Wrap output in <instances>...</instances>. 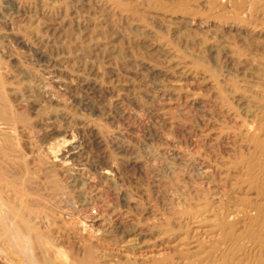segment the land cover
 <instances>
[{"label": "rangeland", "instance_id": "1", "mask_svg": "<svg viewBox=\"0 0 264 264\" xmlns=\"http://www.w3.org/2000/svg\"><path fill=\"white\" fill-rule=\"evenodd\" d=\"M92 1L93 0H0V90H3V87H5V90H3L4 92L7 90L5 92L6 95L1 93L3 91L0 92V101L3 102H0V110H5L6 112L9 110L7 114L4 112L0 114V123L3 121L6 126H12H7L10 130L0 134V140L2 141V144L0 141L2 145H0V157L2 158L0 159H5L3 160L5 163L0 160V164L3 166H0V169H5L8 174H12L14 171L12 177L16 182L24 183L32 192L35 190L37 191V193L36 191L33 192L36 198L35 204H37L36 207L35 204L33 207L38 208V213L41 212L35 215L38 217V219L37 217L35 218V226L38 224L40 227L37 225L36 229L38 228V230L35 229L37 232L35 231V234H32L30 246L33 248L38 259L45 261V264L51 263V260H48L49 262L45 260L49 258V255L51 259V254L55 257H53L54 259L52 258V261L54 260L56 262H52L53 264H74V262L75 264H81L84 256L87 257L82 261V263L85 262L84 264H91L92 262V264H124L126 262H129L126 264H132L133 261L137 264H141L150 262L152 259H159L163 255L170 254L174 250H177L179 247L177 244L186 236H194L195 238V236L199 237L204 235L202 230L205 228H202L193 221L194 209L192 206L205 202V198H201L203 193L207 196V199H210L208 200L209 204L213 205L212 202L214 199L211 198V196L214 195V191L212 190V185L214 182H219V180L217 181L216 179H220L219 177L222 176L223 172L229 168L228 163L230 162L228 161H231L232 156L241 150L240 140L239 137H237L238 134L234 132L233 135V131H237V126H239L238 123H240V121L251 119L246 109L252 107L256 103L257 95L264 90V72H261L264 71V41L258 38L256 42L257 37L253 34V31L250 30L251 26L249 25L251 23H260L259 17L255 16L256 13L253 14L254 16L252 15L253 18L250 17V19H248V22L250 20L251 23L247 22L246 25H242L233 22L228 14H226L227 16L225 14L218 15V9L216 10L212 7V12L209 6L210 4L203 3V0H190L192 3L189 0H184L183 2L181 0H176L177 2L175 0ZM180 2L184 4L181 6ZM185 4H187V6ZM178 5H180V7H178ZM194 6L198 8L196 9ZM199 8L200 10H198ZM99 9L104 12H101ZM163 9H166L167 12ZM193 10L196 12H193ZM197 10L199 12L202 11V13H198ZM203 10L204 12H210H205V14ZM133 11L137 12V16L133 14ZM188 12L190 13L188 14ZM163 13L164 15H162ZM193 13H195V16H193ZM210 13L212 15H210ZM138 14H140L141 20ZM171 15H175V17ZM168 16L170 19L172 18L171 21ZM178 17L180 21L182 20L181 23L178 21ZM206 17L209 20H207ZM225 17L229 18L225 20ZM149 18L152 19L150 20ZM157 20L161 23H157ZM198 20L201 21L202 24H200ZM237 31L240 32L238 33ZM178 32L181 33L177 35ZM247 34L249 35L248 39ZM209 35L213 36L210 37ZM239 35L241 38L238 37ZM220 36H222L225 41L222 37V39H219ZM240 39L243 42L240 41ZM248 40L250 42H248ZM199 41H201V45L198 43ZM233 41H235L240 48L237 47V44ZM218 42L221 44H218ZM204 43H206V45H204ZM223 43L226 44L223 45ZM189 44L191 46H188ZM243 45H245V47L247 46L248 52L244 50L245 47ZM163 46H165V48ZM211 46L212 49H210ZM217 47H220V52ZM225 47L231 50L225 49ZM207 48L208 50H206ZM213 48L218 49V51H214ZM39 51L45 53H42L44 55L40 58L37 56V52ZM216 54H218L219 57H216ZM213 55L215 56L212 57ZM236 55H239L241 58L239 56L236 57ZM239 58L240 61L238 60ZM42 59L44 60L42 61ZM46 59L50 61H48V67ZM216 59L218 61H216ZM258 60L263 61V63ZM55 64H57V66ZM244 64H246V66ZM154 65H156V68ZM51 66L52 68L50 69ZM146 66L153 67L154 70L150 71ZM200 66H202L203 69ZM142 67L145 68L143 69ZM255 70L257 71L255 72ZM54 71L56 72L54 73ZM169 71L171 73L175 71V73H167ZM165 72L167 74H165ZM48 73L65 81L67 83L66 86L58 87L53 84L51 85L48 82ZM153 73L155 74L154 76ZM31 75H33V77ZM251 75L254 80L256 78L255 81L252 78L248 79V76L251 77ZM261 75L263 78L260 77ZM31 80L34 83L31 82ZM45 82L48 84H45ZM223 82L225 84H223ZM244 82L248 84H244ZM39 84L41 87L37 88ZM34 85H36L35 88ZM253 85L255 87H253ZM46 87L48 89H46ZM253 88L256 89L252 90ZM250 90L251 93H249ZM15 91L17 93H14ZM48 91H50V93ZM45 92L49 93V96ZM19 95H21V102ZM226 95L230 98L226 97ZM231 95H233V97ZM27 96L30 97L28 98ZM189 96L194 97L190 98ZM147 97L149 101L150 99L153 100L150 102L152 104L154 103L155 107H158L154 108V104L148 103L149 101L146 100ZM242 98H246L245 101ZM167 100L169 104L165 103ZM194 101L198 104H192ZM4 102L6 104H4ZM114 102H117L116 107L121 106L120 108L122 109L116 108ZM201 102L202 104H200ZM211 102L214 105L211 104ZM246 102L248 103L245 105ZM24 103L26 105H24ZM199 104L205 106L201 107ZM234 104H236V106ZM181 105H183V107ZM196 105L203 109H198ZM10 106L13 108L8 109ZM27 106L28 108H26ZM179 106L180 109H178ZM207 106L210 107L209 111L206 109ZM195 107H197V109ZM243 107L246 109L244 110ZM241 108L243 110H241ZM161 109H163V111ZM169 109L172 113H169ZM159 110L161 111L159 112ZM173 110L175 111L173 112ZM183 110H186V113H184ZM189 110L192 111L190 112ZM180 112L183 113L181 114ZM192 113H194V115ZM206 113L210 114L208 115ZM8 114L11 116H8ZM165 115L167 116L165 117ZM178 117H180V120ZM182 123H185L184 125L186 126L184 127ZM180 124L182 127H178ZM13 127L17 129L14 130ZM212 127L215 131H212ZM77 128H81L84 133L77 130ZM219 130L222 132H219ZM9 131L12 133L10 134ZM200 133H202V135ZM12 134L16 135L13 136ZM209 134H211V136H208ZM214 134H216V138L220 137V139H215V136L213 137ZM225 136L227 138H224ZM60 137L65 140L68 139L70 142L75 140V142L80 144L81 149L83 148L82 152L85 159L89 155L87 158L88 160H84V163L86 162L84 165L76 166L79 168L81 167L76 173L79 175L81 174V177L86 175L84 178H87L85 179L86 187L83 188L85 191L83 196L86 199L89 198L87 200L89 205L84 206L85 209L79 204L82 196L80 197L78 193L76 194L75 192L72 194L70 193L71 191L68 192L66 186L68 183L66 182H68L69 176L65 170L60 168V166L58 167L56 163L51 165L47 163V156L45 154H49V146L51 147L52 145L55 147L56 140L57 138L58 140L61 139ZM49 140H51V142L53 141V143H49ZM4 144L6 147L9 145L8 147L10 148H5ZM232 145H234L236 149L234 146L232 147ZM229 150H231V152H229ZM177 156L183 161H180V158ZM94 164L105 169L107 168L110 171V178L112 180H107L110 184L102 178V174L100 175ZM204 164L208 166L206 167ZM223 168L224 170L220 172L219 169ZM201 169L204 171L208 169V171L204 173L205 176H203V179L198 175ZM75 171L72 172L74 173ZM37 173L38 175H35ZM14 174L17 177H15ZM197 175L199 178L196 177ZM19 177H26V179H21ZM87 180L91 181L87 182ZM210 181H212V184ZM103 182L106 185L103 184ZM209 183L210 186H207ZM200 185L202 188L199 187ZM92 187L94 188L91 189ZM45 188L46 190H42ZM89 189L91 190L89 191ZM183 192L185 193L183 194ZM197 192L199 194H197ZM9 193V191H6L5 196H8ZM193 193L197 197L193 198ZM8 197L14 199L12 193H10ZM195 198H199V200ZM77 200L79 201L77 202ZM14 201H16L15 204H20L16 198L11 201V203L13 204ZM40 201L43 205L39 203ZM18 204L16 206L20 207ZM58 204H60L59 207H57ZM44 211L46 212L44 213ZM79 211L80 213L78 214L80 217L77 214ZM87 215L89 216L87 217ZM39 217L42 218V220ZM43 218L46 219L47 222ZM195 224L197 226H195ZM41 226L45 229H41ZM183 235L184 237H182ZM33 238H35V240H33ZM35 242L36 246L34 245ZM12 244V248L9 247L11 248L9 250L15 249L14 241ZM173 244H175V247ZM35 248H38L40 253H37L38 249ZM88 251L91 252H89V256H87ZM49 252L51 253L49 254ZM39 255L41 257H39ZM89 257L90 262H87Z\"/></svg>", "mask_w": 264, "mask_h": 264}, {"label": "bare ground", "instance_id": "2", "mask_svg": "<svg viewBox=\"0 0 264 264\" xmlns=\"http://www.w3.org/2000/svg\"><path fill=\"white\" fill-rule=\"evenodd\" d=\"M93 1H95V0H93ZM92 1V2H93ZM102 1V0H101ZM100 1V2H101ZM158 1V0H157ZM168 1V0H167ZM170 1V0H169ZM176 1V0H175ZM178 1V0H177ZM176 1V2H177ZM182 2L184 1V0H181ZM186 1H188V0H186ZM185 1V2H186ZM190 1V0H189ZM192 1V0H191ZM190 1V2H191ZM197 1H199V0H197ZM202 1V0H201ZM204 2L203 3H205V4H210L209 6H210V8H211V11L213 10V8H215L216 10L218 9L219 11H218V15H222V14H228L229 15V17H231V19L233 20V22H237L238 24H242V25H246V23L248 22V19H250V17H252V15L254 14V13H256V15L255 16H257V17H259V21H260V23L259 24H252L251 23V21L249 20V22L251 23L249 26H251L250 27V30L251 31H253V34L254 35H256V42H257V39L258 38H261V40H263L264 41V0H203ZM81 2V1H80ZM194 2V1H193ZM87 3V2H86ZM97 3V2H96ZM104 3V2H103ZM108 3H110V2H108ZM160 3V2H159ZM174 3V2H173ZM192 3V2H191ZM190 3V4H191ZM71 4V3H70ZM95 4V3H94ZM99 4V3H98ZM101 4V3H100ZM157 4V3H156ZM172 4V3H171ZM178 4H179V2H178ZM184 4V3H183ZM183 4H181V2H180V5L182 6ZM189 4V5H190ZM197 4V3H196ZM200 4V3H199ZM86 5V4H85ZM102 5V4H101ZM107 5V4H106ZM115 5V4H114ZM113 5V6H114ZM180 5H178V7H180ZM186 6H187V4H185ZM201 5H202V3H201ZM169 6V5H168ZM175 6V5H174ZM173 6V7H174ZM176 6H177V4H176ZM175 6V7H176ZM205 6V5H204ZM91 7V6H90ZM98 7V6H97ZM112 7V6H111ZM195 7V6H194ZM200 7V6H199ZM202 7H203V5H202ZM201 7V8H202ZM213 7V8H212ZM112 8H114V7H112ZM140 8H142V7H140ZM162 8V7H161ZM161 8H160V10H161ZM168 8V7H167ZM185 8H187V7H185ZM196 9L198 8V7H195ZM207 8H208V6H207ZM90 9V8H89ZM88 9V10H89ZM92 9V8H91ZM172 9V8H171ZM174 9V8H173ZM184 9V8H183ZM194 9V8H193ZM204 9V8H203ZM92 10H94V9H92ZM100 10V9H99ZM133 10V9H132ZM163 10H165L166 11V9H163ZM177 10V9H176ZM179 10V9H178ZM198 10H200V8L198 9ZM197 10V11H198ZM205 10V9H204ZM204 10H203V12H204ZM101 11V10H100ZM103 11V10H102ZM101 11V12H102ZM134 11H138V10H134ZM133 11V12H134ZM187 11V10H186ZM188 11H189V8H188ZM195 10H193V12H194ZM104 12V11H103ZM110 12V11H109ZM115 12V11H114ZM145 12V11H144ZM167 12V11H166ZM192 12V11H191ZM196 12V11H195ZM206 12V11H205ZM204 12V13H205ZM208 12H210V11H208ZM208 12H206V13H208ZM213 12V11H212ZM136 13L137 12H134L133 14L135 15V16H137L136 15ZM190 12H188V14H189ZM198 13H202V11L201 12H199L198 11ZM197 13V14H198ZM205 13V14H206ZM98 14V13H97ZM132 14V13H131ZM166 14V13H165ZM179 14H180V12H179ZM182 14H183V12H182ZM192 14V13H191ZM194 15L193 16H195V13H193ZM91 15H93V14H91ZM140 14H138V17H139V19L141 18L140 16H139ZM162 15H164V13L162 14ZM177 15V14H176ZM210 15H212L211 13H210ZM215 15V14H214ZM224 15V16H225ZM120 16V15H119ZM148 16V15H147ZM149 16H151V15H149ZM172 16V15H171ZM197 16V15H196ZM201 16V15H200ZM204 16V15H203ZM227 16V15H226ZM254 16V15H253ZM107 17H109V16H107ZM137 17V18H138ZM145 17V16H144ZM151 17H153V16H151ZM167 17V16H166ZM165 17V18H166ZM172 17H175V15H173ZM187 17H188V15H187ZM198 17V16H197ZM209 17V16H208ZM215 17V16H214ZM214 17H213V20H214ZM217 17V16H216ZM229 17H225V20L226 19H228ZM104 18V17H103ZM155 18V17H154ZM168 18H169V16H168ZM177 18V17H176ZM179 18V17H178ZM190 18V17H189ZM192 18V17H191ZM204 18V17H203ZM209 18H212V17H209ZM224 18V17H223ZM253 18V17H252ZM255 18V17H254ZM150 19V18H149ZM152 19V18H151ZM150 19V20H151ZM170 19V18H169ZM174 19V18H173ZM206 19H207V17H206ZM216 19H219V18H216ZM216 19H215V21H216ZM257 19V18H256ZM6 20V19H5ZM135 20V19H134ZM141 20V19H140ZM143 20V19H142ZM147 20V19H146ZM167 20V19H166ZM166 20H164V21H166ZM172 20V18L170 19V21ZM178 20V19H177ZM185 20H187V19H185ZM189 20V19H188ZM192 20V19H191ZM201 20V19H200ZM207 20H209V19H207ZM230 20V19H229ZM169 21V22H170ZM178 21H180V18H179V20ZM182 21V20H181ZM181 21H180V23H181ZM224 21V20H223ZM222 21V22H223ZM258 21V20H257ZM8 22V21H7ZM168 22V23H169ZM176 22V21H175ZM187 22V21H186ZM186 22H184V23H186ZM188 22H190V21H188ZM193 22H195V21H193ZM198 22L200 23V24H202L201 23V21H199L198 20ZM203 22H205V21H203ZM210 22V21H209ZM214 22V21H213ZM229 22V21H228ZM248 22V23H249ZM138 23V22H137ZM157 23H159V21L157 20ZM161 23V22H160ZM159 23V24H160ZM197 23V22H196ZM215 23V22H214ZM219 23V22H218ZM224 23V22H223ZM255 23V22H254ZM158 24V25H159ZM173 24V23H172ZM177 24H178V22H177ZM219 24H221V23H219ZM237 24V25H238ZM197 25H199V24H197ZM164 26V25H163ZM235 26H236V24H235ZM159 27V26H158ZM165 27V26H164ZM198 27V26H197ZM200 27V26H199ZM202 27V26H201ZM220 27H221V25H220ZM219 27V28H220ZM165 28H167V27H165ZM164 28V29H165ZM213 28H216V27H213ZM231 28H232V26H231ZM185 29V28H184ZM238 29V28H237ZM243 29H245V28H243ZM248 29V28H247ZM145 30V29H144ZM197 30V29H196ZM199 30H200V28H199ZM198 30V31H199ZM219 30V29H218ZM231 30V29H230ZM235 30V29H234ZM246 30V29H245ZM201 31V30H200ZM199 31V32H200ZM163 32H164V30H163ZM182 32V31H181ZM181 32H178V34L177 35H179V33H181ZM188 32V31H187ZM238 32V31H237ZM240 32V31H239ZM238 32V33H239ZM244 32V31H243ZM250 32V31H249ZM184 33V32H183ZM201 33V32H200ZM202 33H204V32H202ZM234 34L236 33V32H233ZM232 33V34H233ZM205 34V33H204ZM237 34V33H236ZM250 34V33H249ZM181 35V34H180ZM193 35V34H192ZM195 35V34H194ZM213 35H215V34H213ZM212 35V36H213ZM229 35V34H228ZM244 35V34H243ZM140 36V35H139ZM175 36V35H174ZM187 36V35H186ZM185 36V37H186ZM204 36V35H203ZM210 36V35H209ZM212 36H210V37H212ZM225 36V35H224ZM237 36V35H236ZM248 34H247V39H248ZM177 37V36H176ZM194 37V36H193ZM206 37H208V36H206ZM222 36H220V38L219 39H222L221 38ZM232 37V36H231ZM238 37H240L241 38V36L239 35ZM237 37V38H238ZM199 38V37H198ZM209 38V37H208ZM214 38H215V36H214ZM217 38V37H216ZM246 38V37H245ZM250 38V37H249ZM252 38V37H251ZM200 39V38H199ZM206 39V38H205ZM213 39V38H212ZM229 39V38H228ZM243 39V38H242ZM254 39V38H253ZM144 40V39H143ZM157 40V39H156ZM177 40V39H176ZM194 40V39H193ZM223 40H224V38H223ZM233 40V39H232ZM244 40V39H243ZM250 40H252V39H250ZM260 40V39H259ZM260 40V41H261ZM22 41H25V40H22ZM220 41V40H219ZM225 41V40H224ZM240 41H242L241 39H240ZM253 41V40H252ZM255 41V40H254ZM262 41V42H263ZM20 42V41H19ZM26 42V41H25ZM24 42V43H25ZM174 42V41H173ZM185 42V41H184ZM200 42L201 41H199L198 43L200 44ZM210 42H211V39H210ZM223 42V41H222ZM233 42H235V41H233ZM243 42V41H242ZM248 42H250L249 40H248ZM247 42V43H248ZM160 43V42H159ZM178 43H180V42H178ZM177 43V44H178ZM187 43V42H186ZM209 43V42H208ZM228 43V42H227ZM230 43V42H229ZM214 44H216V43H214ZM218 44H221V43H219L218 42ZM226 43H223V45H225ZM233 44V43H232ZM235 44H237L236 42H235ZM240 44H242V43H240ZM244 44V43H243ZM249 44H251V43H249ZM253 44H254V42H253ZM259 44V43H258ZM258 44H256V45H258ZM261 44V43H260ZM174 45H176V44H174ZM184 45H185V43H184ZM201 45V44H200ZM204 45H206V43H204ZM211 45V44H210ZM188 46H191L190 44L188 45ZM213 46H215V45H213ZM244 47H245V45H243ZM259 46V45H258ZM148 47V46H147ZM164 48H165V46H163ZM192 47H194V46H192ZM205 47V46H204ZM207 47V46H206ZM237 47H239L238 46V44H237ZM244 47H242V48H244ZM247 47V46H246ZM244 48V50H246L247 51V48ZM249 47V46H248ZM168 48V47H167ZM182 48V47H181ZM183 48H184V46H183ZM218 48V47H217ZM227 47H225V49H226ZM233 48V47H232ZM240 48V47H239ZM255 48V47H254ZM185 49V48H184ZM193 49V48H192ZM210 49H212V46H211V48ZM209 49V50H210ZM214 49V51H218V49H219V52H220V47L218 48V49H215V48H213ZM228 49V48H227ZM236 49V48H235ZM33 50V49H32ZM31 50V51H32ZM206 50H208V48L206 49ZM228 50H231V49H228ZM2 51V50H1ZM35 51V50H34ZM36 51H37V49H36ZM35 51V52H36ZM42 51V50H41ZM212 51V50H211ZM222 51V50H221ZM236 51V50H235ZM252 51H254V50H252ZM264 51V50H263ZM223 52V51H222ZM237 52H239V51H237ZM245 52V51H244ZM248 52V51H247ZM259 52V51H258ZM42 53H44V52H42ZM40 51L39 52H37V56L40 58V57H42V55H44V54H42ZM155 53V52H154ZM200 53V52H199ZM212 53V52H211ZM214 53V52H213ZM197 54V53H196ZM201 54V53H200ZM228 54H231V53H228ZM36 55V54H35ZM208 55H211V54H208ZM220 55H222V54H220ZM244 55V54H243ZM253 55V54H252ZM215 55H213L212 57H214ZM223 56H224V54H223ZM223 56H221V57H223ZM237 56H239V55H236V57ZM245 56H246V54H245ZM248 56V55H247ZM3 57V56H2ZM216 57H219L218 56V54H216ZM232 57V56H231ZM240 57V56H239ZM243 57V56H242ZM250 57V56H249ZM6 58V57H5ZM48 58V57H47ZM172 58H173V56H172ZM199 58V57H198ZM211 58V57H210ZM229 58V57H228ZM241 58V57H240ZM240 58L238 59L239 61H240ZM248 58V57H247ZM255 58H256V56H255ZM254 58V59H255ZM259 58H261V57H259ZM259 58H257V59H259ZM1 59V58H0ZM149 59V58H148ZM212 59V58H211ZM210 59V60H211ZM233 59V58H232ZM234 59H236V58H234ZM253 59V60H254ZM44 59H42V61H43ZM170 60V59H169ZM213 60V59H212ZM211 60V61H212ZM214 60H215V58H214ZM225 60H226V58H225ZM224 60V61H225ZM242 60V59H241ZM46 61H47V59H46ZM49 61V60H48ZM48 61L46 62L47 63V67H48ZM203 61V60H202ZM216 61H218L217 59H216ZM215 61V62H216ZM222 61V60H221ZM248 61V60H247ZM259 61V60H258ZM258 61H257V63H258ZM50 62V61H49ZM143 62V61H142ZM166 62V61H165ZM214 62V61H213ZM233 62V61H232ZM238 62V61H237ZM245 62V61H244ZM249 62V61H248ZM255 62V61H254ZM259 62H262L263 63V61H259ZM54 63V62H53ZM167 63V62H166ZM203 63H205V62H203ZM242 63V62H241ZM256 63V62H255ZM261 63V64H262ZM31 64V63H30ZM140 64H142V63H140ZM143 64H144V62H143ZM208 64V63H207ZM229 64H231V63H229ZM239 64H240V62H239ZM243 64V63H242ZM247 64V63H246ZM246 64H244L245 66H246ZM259 64V63H258ZM38 65V64H37ZM52 65V64H51ZM56 66H57V64H55ZM146 65H149V64H146ZM157 65V64H156ZM156 65H154L155 66V68H156ZM165 65V64H164ZM200 65V64H199ZM260 65V64H259ZM54 66V65H53ZM138 66V65H137ZM140 66V65H139ZM198 66V65H197ZM240 66V65H239ZM146 67H148V66H146ZM201 68H202V66H200ZM7 68V67H6ZM52 68V66L50 67V69ZM55 68V67H54ZM136 68V67H135ZM143 68V67H142ZM145 68V67H144ZM143 68V69H144ZM162 68V67H161ZM205 68H207V67H205ZM259 68V67H258ZM263 68H264V66H263ZM1 69V68H0ZM4 69V68H3ZM141 69V68H140ZM171 69H173V68H171ZM170 69V70H171ZM184 69V68H183ZM203 69V68H202ZM210 69V68H209ZM242 69V68H241ZM244 69V68H243ZM249 69H250V67H249ZM252 69H253V67H252ZM47 70V69H46ZM146 70V69H145ZM144 70V71H145ZM148 70H150V71H153L154 70V68L153 67H148ZM155 70H157V69H155ZM166 70H169V69H166ZM226 70V69H225ZM258 70V69H257ZM257 70H255V72L257 71ZM23 71V70H22ZM49 71V70H48ZM158 71V70H157ZM162 71V70H161ZM161 71H160V74H161ZM176 71V70H175ZM175 71L174 72H172V73H175ZM189 71V70H188ZM212 71H213V69H212ZM218 71V70H217ZM216 71V72H217ZM243 71H247V70H243ZM249 71H253V70H249ZM261 71V70H260ZM51 72H53V71H51ZM56 71H54V73H55ZM109 72V71H108ZM149 72V71H148ZM147 72V73H148ZM177 72V71H176ZM178 72H181V71H178ZM183 72V71H182ZM201 72V71H200ZM209 72V71H208ZM215 72V73H216ZM261 72H264V71H261ZM43 73V72H42ZM47 73V72H46ZM58 73V72H57ZM56 73V74H57ZM61 73V72H60ZM149 73H151V72H149ZM163 73V72H162ZM167 73H170V74H172L170 71L169 72H167ZM166 72H165V74H167ZM185 73V72H184ZM231 73H234V72H231ZM24 74V73H23ZM62 74V73H61ZM156 74H157V72H156ZM165 74H162V75H165ZM180 74V73H179ZM203 74V73H202ZM242 74V73H241ZM263 74V73H262ZM44 75V74H43ZM48 82L52 85H55V86H66V82L65 81H63V80H61L60 78H58V77H56L55 75H52V74H49L48 73ZM59 75V74H58ZM57 75V76H58ZM151 75V74H150ZM155 74L153 73V76H154ZM174 75V74H173ZM216 75V74H215ZM218 75V74H217ZM257 75V74H256ZM30 76V75H29ZM32 77H33V75H31ZM134 76V75H133ZM170 76H172V75H170ZM169 76V77H170ZM182 76V75H181ZM183 76H184V74H183ZM188 76V75H187ZM241 76H243V75H241ZM250 76V75H249ZM248 76V79L249 78H252L253 80H254V78L252 77V75H251V77H249ZM254 76V75H253ZM257 76H259V75H257ZM24 77H25V75H24ZM27 77V76H26ZM174 77V76H173ZM211 77H212V75H211ZM260 77H262V75L260 76ZM29 78H31V77H29ZM61 78H63V77H61ZM189 78V77H188ZM224 78V77H223ZM222 78V79H223ZM263 78V77H262ZM261 78V79H262ZM142 79V78H141ZM171 79V78H170ZM179 79V78H178ZM181 79V78H180ZM208 79V78H207ZM247 79V80H248ZM11 80V79H10ZM190 80V79H189ZM203 80V79H202ZM227 80V79H226ZM255 80H256V78H255ZM254 80V81H255ZM263 80V79H262ZM1 81H3V80H1ZM12 81V80H11ZM30 81V80H29ZM67 81V80H66ZM215 81H216V79H215ZM249 81V80H248ZM260 81V80H259ZM31 82H33L32 80H31ZM69 82V81H68ZM140 82V81H139ZM251 82V81H250ZM4 83V82H3ZM34 83V82H33ZM74 83V82H73ZM176 83V82H175ZM232 83V82H231ZM261 83V82H260ZM259 83V84H260ZM264 83V82H263ZM45 84H48V83H46L45 82ZM68 84H70V83H68ZM156 84V83H155ZM223 84H225L224 82H223ZM244 84H248L247 82L245 83L244 82ZM255 84H256V82H255ZM254 84V85H255ZM38 85V84H37ZM154 85V84H153ZM176 85V84H175ZM234 85V84H233ZM243 85V84H242ZM253 85V87H255ZM31 86H32V83H31ZM30 86V87H31ZM35 86L36 85H34V88H35ZM42 86H43V84H42ZM44 86H48V85H44ZM54 86V87H55ZM73 86V85H72ZM132 86V85H131ZM158 86V85H157ZM160 86V85H159ZM212 86V85H211ZM235 86H236V84H235ZM235 86H233V87H235ZM240 86H241V84H240ZM244 86V85H243ZM248 86V85H247ZM259 86V85H258ZM261 86V85H260ZM39 87H41V85L39 84V86L37 87V88H39ZM116 87V86H115ZM148 87V86H147ZM150 87V86H149ZM152 87V86H151ZM223 87V86H222ZM226 87V86H225ZM224 87V88H225ZM237 87H238V85H237ZM262 87V86H261ZM4 89L3 90H5V87H3ZM28 88V87H27ZM27 88H25V89H27ZM43 88H45V87H43ZM77 88V87H76ZM98 88V87H97ZM168 88V87H167ZM241 88V87H240ZM243 88V87H242ZM256 88H257V86H256ZM255 88V89H256ZM8 89V88H7ZM46 89H48L47 87H46ZM46 89H43V90H46ZM51 89V88H50ZM63 89V88H62ZM158 89V88H157ZM162 89V88H161ZM160 89V90H161ZM179 89V88H178ZM177 89V90H178ZM194 89V88H193ZM254 88L252 89V90H255ZM3 90H0V92L1 91H3ZM12 90V89H11ZM30 90V89H29ZM39 90H41V89H39ZM66 90V89H65ZM131 90V89H130ZM137 90V89H136ZM142 90V89H141ZM230 90V89H229ZM261 90H262V88H261ZM7 91V90H6ZM5 91V92H6ZM17 91V90H16ZM14 92V93H17V92ZM22 91V90H21ZM30 91H32V90H30ZM35 91H36V89H35ZM42 91V90H41ZM52 91V90H51ZM57 91V90H56ZM138 91V90H137ZM156 91V90H155ZM167 91H169V90H167ZM225 91V90H224ZM226 91H227V88H226ZM249 91V90H248ZM4 92V91H3ZM3 92H1L3 95H6V93L4 94ZM23 92V91H22ZM25 92V91H24ZM26 92H27V90H26ZM39 92V91H38ZM37 92V93H38ZM49 93H50V91H48ZM161 92H163V91H161ZM165 92V91H164ZM172 92V91H171ZM208 92V91H207ZM223 92V91H222ZM240 92V91H239ZM239 92H237V93H239ZM256 92V91H255ZM20 93V92H19ZM29 93H32V92H29ZM28 93V94H29ZM44 93V92H43ZM46 93V92H45ZM49 93H46V94H48V96H49ZM127 93V92H126ZM152 93V92H151ZM166 93V92H165ZM164 93V94H165ZM170 93V92H169ZM173 93V92H172ZM172 93H171V97H172ZM213 93V92H212ZM235 93V92H234ZM249 93H251V90H250V92ZM257 93V92H256ZM21 94V93H20ZM41 94H42V92H41ZM58 94V93H57ZM134 94V93H133ZM168 94V93H167ZM220 94V93H219ZM254 94V93H253ZM22 95V94H21ZM21 95H19V97L21 96ZM25 95V94H24ZM31 95H33V94H31ZM37 95V94H36ZM40 95V94H39ZM44 95V94H43ZM85 95V94H84ZM147 95V94H146ZM153 95V94H152ZM229 95V94H228ZM228 95H226V97H228ZM251 95V94H250ZM23 96V95H22ZM42 96V95H41ZM47 96V95H46ZM52 96H53V93H52ZM112 96V95H111ZM121 96V95H120ZM170 96V95H169ZM175 96V95H174ZM206 96V95H205ZM230 96V95H229ZM232 97H233V95H231ZM236 96V95H235ZM256 96V95H255ZM24 97V96H23ZM26 97V96H25ZM28 97V96H27ZM30 97V96H29ZM28 97V98H29ZM32 97V96H31ZM45 97V96H44ZM63 97V96H62ZM82 97V96H81ZM185 97V96H184ZM190 97V96H189ZM191 97H194V96H191ZM190 97V98H191ZM219 97V96H218ZM246 97V96H245ZM5 98V97H4ZM42 98V97H41ZM47 98V97H46ZM77 98V97H76ZM80 98V97H79ZM120 98H122V97H120ZM139 98V97H138ZM141 98V97H140ZM188 98V97H187ZM228 98H230V97H228ZM249 98V97H248ZM252 98V97H251ZM53 99V98H52ZM72 99V98H71ZM170 99V98H169ZM183 99V98H182ZM185 99V98H184ZM243 99V98H242ZM245 99L246 98H244L243 100L245 101ZM253 99V98H252ZM21 97H20V102H21ZM48 100V99H47ZM51 100V99H50ZM57 100V99H56ZM55 100V101H56ZM146 100H148V97L146 98ZM152 99H150V101H151ZM159 100H160V98H159ZM188 100V99H187ZM187 100H186V102H187ZM52 101V100H51ZM149 101V100H148ZM148 102V103H151V102ZM153 101V100H152ZM156 101V100H155ZM158 101V100H157ZM161 101V100H160ZM204 101V100H203ZM206 101V100H205ZM213 101V100H212ZM234 101V100H233ZM241 101V100H240ZM248 101V100H247ZM252 101H254V100H252ZM1 103H3L2 101H0ZM23 102V101H22ZM25 102H28V101H25ZM34 102V101H33ZM36 102V101H35ZM85 102V101H84ZM119 102V101H118ZM185 102V103H186ZM192 102V101H191ZM196 101H194L192 104H198V103H195ZM231 102H232V100H231ZM238 102H239V100H238ZM29 103H30V101H29ZM100 103V102H99ZM115 103V102H114ZM120 103V102H119ZM155 103H158V102H155ZM165 103H167V104H169V102H168V100H167V102L165 101ZM190 103V102H189ZM204 103V102H203ZM216 103V102H215ZM234 103V102H233ZM240 103V102H239ZM248 102H246L245 103V105L247 104ZM4 104H6L5 102H4ZM18 104H19V102H18ZM32 104V103H31ZM36 104V103H35ZM51 104V103H50ZM116 104H117V102L115 103V107H116ZM152 104V103H151ZM154 104V103H153ZM152 104V105H153ZM183 104V103H182ZM200 104H202V102L200 103ZM199 104V106H201ZM211 104H213L212 102H211ZM244 104V103H243ZM22 105V104H21ZM24 105H26L25 103H24ZM52 105V104H51ZM159 105V104H158ZM160 105H161V102H160ZM177 105V104H176ZM185 105V104H184ZM189 105V104H188ZM214 105V104H213ZM223 105V104H222ZM235 106H236V104H234ZM238 105V104H237ZM242 105V104H241ZM9 106V105H8ZM36 106V105H35ZM61 106V105H60ZM149 106V105H148ZM151 106V105H150ZM149 106V107H150ZM182 107H183V105H181ZM190 106V105H189ZM195 106V105H194ZM197 107H198V105H196ZM202 106H205V105H202ZM201 106V107H202ZM210 106V105H209ZM248 106H250V105H248ZM5 107V106H4ZM7 107V106H6ZM115 107H113V108H115ZM118 108H120L119 106H117ZM116 107V108H117ZM139 107V106H138ZM152 107V106H151ZM156 107H158V106H156ZM155 107V104H154V108H156ZM159 107H161V106H159ZM181 107V108H182ZM186 107H188V106H186ZM192 107H193V105H192ZM197 107H195L196 109H197ZM208 107V106H207ZM206 107V109H208V111H209V108L210 107H212V106H210V107H208L207 108ZM225 107H227V106H225ZM9 108H11V106L10 107H8V109ZM13 108V107H12ZM11 108V109H12ZM17 108V107H16ZM26 108H28V106L26 107ZM31 108V107H30ZM33 108H34V105H33ZM32 108V109H33ZM88 108V107H87ZM96 108V107H95ZM165 108V107H164ZM200 107H198V109H199ZM205 108V107H204ZM231 108V107H230ZM7 109V110H8ZM91 109V108H90ZM100 109V108H99ZM120 109H122V108H120ZM140 109V108H139ZM178 109H180V106H179V108ZM184 109V108H183ZM189 109V108H188ZM200 109H203V108H200ZM236 109V108H235ZM238 109V108H237ZM243 109H244V107H243ZM242 108H241V110H243ZM246 109V108H245ZM244 109V110H245ZM29 110V109H28ZM74 110V109H73ZM97 110V109H96ZM145 110V109H144ZM153 110H156V109H153ZM153 110H152V112H153ZM162 111H163V109H161ZM161 110H159V112L161 111ZM165 110H167V109H165ZM170 110V109H169ZM226 110V109H225ZM229 110V109H228ZM231 110H232V108H231ZM240 110V109H239ZM1 111V110H0ZM32 111V110H31ZM104 111V110H103ZM145 111H147V110H145ZM157 111V110H156ZM175 110H173V112H174ZM184 111V110H183ZM190 111V110H189ZM192 111V110H191ZM190 111V112H191ZM237 111V110H236ZM3 112L5 113V114H7V112H9V110L6 112L5 110H3V111H1L0 112V114L2 113L3 114ZM125 112V111H124ZM124 112H122V113H124ZM132 112V111H131ZM130 112V113H131ZM166 112V111H165ZM168 112V111H167ZM178 112V111H177ZM200 112V111H199ZM239 112V111H238ZM246 112L249 114V117H251V119L250 120H243V121H240V123H238L239 124V126H237L238 128H237V131H233V135H234V132L236 133L237 132V134H238V136L237 137H239V142H240V146H241V150L237 153V154H234L233 156H232V159H231V161H228V162H230V163H228V169H226L224 172H223V174H222V176L221 177H219L220 179H216L217 181L219 180V182L218 183H215L214 182V184L212 185L213 186V191H214V195H212V196H214V197H212L211 196V198H213L214 199V201L212 202L213 203V205L212 204H209V201L208 200H210V199H207V196H205V194L203 193V195L201 196V198H205V202H203V203H200V204H198V205H195V206H192V205H190V206H192L193 207V209H194V217H193V221H195L196 222V224H198V225H200L202 228H205L204 230H202L203 232H204V235H202V236H199V237H196L195 236V238H194V236L192 237V236H189V237H192V238H189L188 236H186V237H184V235L182 236V237H184V238H182L181 239V241H180V243L179 244H177V245H179V247H178V249L177 250H174L172 253H170V254H166V255H163L162 257H160L159 259H155V260H153L152 259V261H150V262H146V263H141V264H264V90H262L258 95H257V97H256V103L252 106V107H248L247 109H246ZM12 113V112H11ZM13 113H14V111H13ZM17 113H19V112H17ZM16 113V114H17ZM126 113V112H125ZM129 113V114H130ZM169 113H172L171 112V110H170V112ZM176 113V112H175ZM181 114L183 113V112H180ZM184 113H186V110L184 111ZM188 113V112H187ZM195 113V112H194ZM194 113H192L193 115H194ZM203 113V112H202ZM237 113V112H236ZM247 113H246V115H247ZM115 114V113H114ZM164 114V113H163ZM174 114V113H173ZM206 114H208V113H206ZM210 114V113H209ZM208 114V115H209ZM219 114V113H218ZM228 114V113H227ZM238 114V113H237ZM10 114H8V116H9ZM21 115V114H20ZM184 115H186V114H184ZM205 115V114H204ZM207 115V116H208ZM11 116V115H10ZM18 116V115H17ZM164 116V115H163ZM167 115H165V117H166ZM178 116H180V115H178ZM183 116V115H182ZM206 116V115H205ZM204 116V117H205ZM240 116V115H239ZM123 117V116H122ZM128 117V116H127ZM133 117H134V115H133ZM172 117V116H171ZM170 117V118H171ZM197 117V116H196ZM211 117V116H210ZM226 117V116H225ZM238 117V116H237ZM248 117V116H247ZM249 117H248V119H249ZM15 118H17V117H15ZM21 118V117H20ZM119 118V117H118ZM163 118V117H162ZM169 118V117H168ZM173 118H174V116H173ZM177 118V117H176ZM175 118V119H176ZM180 117H178V119H179ZM184 118V117H183ZM193 118V117H192ZM220 118V117H219ZM18 119H19V116H18ZM206 119V118H205ZM216 119V118H215ZM241 119V118H240ZM4 120H6V119H4ZM128 120V119H127ZM170 120V119H169ZM172 120V119H171ZM180 120V119H179ZM183 120V119H182ZM186 120V119H185ZM188 120V119H187ZM50 121V120H49ZM173 121V120H172ZM171 121V122H172ZM176 121V120H175ZM199 121V120H198ZM2 123H0V134H2L3 132H6L7 130H10L7 126H9V125H7L6 126V124L5 123H3V121H1ZM5 122H7V121H5ZM11 122V121H10ZM9 122V123H10ZM13 122V121H12ZM15 122H17V121H15ZM181 122V121H180ZM179 122V123H180ZM189 122V121H188ZM166 123V122H165ZM174 123V122H173ZM199 123V122H198ZM231 123V122H230ZM17 124V123H16ZM83 124V123H82ZM164 124V123H163ZM178 124V123H177ZM183 124V123H182ZM185 124V123H184ZM183 124V125H184ZM237 124V125H238ZM32 125V124H31ZM174 125V124H173ZM234 125V124H233ZM70 126V125H69ZM79 126H81V125H79ZM85 126V125H84ZM155 126V125H154ZM181 126V124L178 126V127H180ZM186 125H184V127H185ZM230 126V125H229ZM232 126V125H231ZM9 127H12L11 125L9 126ZM15 127V126H14ZM14 127H13V129H14ZM175 127H176V125H175ZM174 127V128H175ZM182 127V126H181ZM183 127V128H184ZM189 127V126H188ZM191 127V126H190ZM234 127V126H233ZM82 128V127H81ZM78 129L77 128V130H80V131H82V129ZM85 128V127H84ZM160 128V127H159ZM193 128V127H192ZM220 128V127H219ZM226 128H227V126H226ZM12 129V130H13ZM17 129V128H16ZM16 129H14V130H16ZM74 129H75V127H74ZM86 129H87V126H86ZM201 129H203V128H201ZM230 129V128H229ZM18 130H20V129H18ZM17 130V131H18ZM29 130V129H28ZM85 130V129H84ZM160 130V129H159ZM169 130V129H168ZM211 130V129H210ZM217 130V129H216ZM223 130H225V129H223ZM23 131V130H22ZM54 131V130H53ZM70 131V130H69ZM189 131H191V130H189ZM207 131V130H206ZM212 131H215V130H213V127H212ZM221 130H219V132H220ZM10 132V134L12 133L11 131H9ZM83 132V131H82ZM218 132V131H217ZM218 132V133H219ZM222 132V131H221ZM14 133V132H13ZM15 133H17V132H15ZM70 133V132H69ZM84 133V132H83ZM89 133V132H88ZM206 133H208V132H206ZM230 133V132H229ZM77 134V133H76ZM79 134V133H78ZM92 134V133H91ZM201 135H202V133H200ZM199 134V135H200ZM205 134V133H204ZM203 134V135H204ZM226 134V133H225ZM224 134V135H225ZM13 135V134H12ZM11 135V136H12ZM16 135V134H15ZM15 135H13V136H15ZM81 135H83V134H81ZM160 135V134H159ZM220 135V134H219ZM218 135V136H219ZM222 135V134H221ZM10 136V137H11ZM27 136V135H26ZM79 136V135H78ZM195 136V135H194ZM205 136V135H204ZM208 136H211V134H209ZM215 136V139H220V137L219 138H216L217 136H216V134H214L213 135V137ZM223 136V135H222ZM226 136H228V135H226ZM224 137V138H227V137ZM1 137V136H0ZM198 137H200V136H198ZM203 137V136H202ZM230 137V136H229ZM55 138V137H54ZM59 138V137H58ZM58 138H57V140H56V144H55V142H54V144H55V147H53L52 145H51V147L49 146V149H50V151L48 152L49 154L47 155V154H45L47 157H46V159H47V163H50V165L51 164H54V163H56L57 164V166L59 167L60 166V168H62L63 170H65V172L67 173V175L69 176H67L68 177V182H66V183H68L66 186H67V188H68V192L69 191H71L70 193L72 194L73 192H75L76 194L78 193V195L81 197V200H80V203L79 204H81V206H83L82 208H84V206H88L89 205V202L87 201L88 199H86L84 196H83V194H84V189L83 188H85L86 186H85V183H86V181H85V179H87V178H84V177H81L78 173H76L80 168L79 167H76V166H82V165H84L85 163H84V160H86L88 157H89V155H88V157L85 159V156L83 155V152H82V149H81V145L80 144H78L77 142H75V140L73 141V142H70L68 139L67 140H65V139H63L62 137H60L61 139H59L58 140ZM77 138V137H76ZM81 138V137H80ZM164 138V137H163ZM234 138V137H233ZM4 139V138H3ZM51 139H53V138H51ZM197 139V138H196ZM206 139V138H205ZM232 139V138H231ZM238 139V138H237ZM5 140V139H4ZM10 140V139H9ZM12 140V139H11ZM54 140V139H53ZM82 140V139H81ZM210 140H211V138H210ZM230 140V139H229ZM235 140V139H234ZM1 141V140H0ZM14 141V140H13ZM47 141V140H46ZM45 141V142H46ZM55 141V140H54ZM83 141H84V139H83ZM200 141V140H199ZM204 141V140H203ZM206 141V140H205ZM208 141V140H207ZM214 141H216V140H214ZM49 143L51 142V140H49L48 141ZM47 142V143H48ZM46 143V144H47ZM48 143V144H49ZM51 143H53V141L51 142ZM214 143V142H213ZM217 143V142H216ZM228 143V142H227ZM1 144H2V141H1ZM0 144V145H1ZM6 144H8V143H6ZM87 144V143H86ZM202 144V143H201ZM204 144V143H203ZM232 144V143H231ZM236 144H238V143H236ZM5 145V144H4ZM15 145V144H14ZM25 145V144H24ZM115 145V144H114ZM195 145V144H194ZM223 145V144H222ZM227 145H229V144H227ZM2 146V145H1ZM9 146V145H8ZM7 146V147H8ZM117 146V145H116ZM128 146V145H127ZM211 146V145H210ZM213 146V145H212ZM234 145H232V147H233ZM237 146V145H236ZM6 147V145H5V148H7ZM22 147V146H21ZM235 147V146H234ZM239 147V146H238ZM4 148V149H5ZM8 148H10V147H8ZM24 148V147H23ZM227 148H229V147H227ZM240 148V147H239ZM103 149V148H102ZM101 149V150H102ZM199 149V148H198ZM210 149V148H209ZM235 149H236V147H235ZM5 150H7V151H9L8 149H5ZM43 150V149H42ZM46 150V149H45ZM181 150V149H180ZM195 150V149H194ZM234 150V149H233ZM83 151H85V150H83ZM88 151V150H87ZM103 151V150H102ZM198 151V150H197ZM228 151V150H227ZM236 151V150H235ZM234 151V152H235ZM237 151H238V149H237ZM236 151V152H237ZM17 152V151H16ZM229 152H231V150H229ZM88 153V152H87ZM87 153H86V155H87ZM100 153V152H99ZM176 153V152H175ZM206 153H208V152H206ZM16 154V153H15ZM89 154V153H88ZM193 154H195V153H193ZM7 155L9 156V154L7 153ZM6 155V156H7ZM128 155V154H127ZM178 155V154H177ZM223 155V154H222ZM225 155V154H224ZM84 156V157H83ZM206 156V155H205ZM97 157V156H96ZM176 157V156H175ZM178 157V156H177ZM231 157V156H230ZM1 158V157H0ZM16 158H18V157H16ZM22 158V157H21ZM178 158H180V157H178ZM214 158V157H213ZM2 159V158H1ZM0 159V160H1ZM20 159V158H19ZM90 159V158H89ZM230 159V158H229ZM228 159V160H229ZM3 160H5V159H3ZM3 160H1V161H3ZM88 160V159H87ZM86 160V161H87ZM182 159L180 158V161H181ZM23 161V160H22ZM39 161V160H38ZM95 161H97V160H95ZM167 161V160H166ZM183 161V160H182ZM199 161V160H198ZM4 163H5V161H3ZM27 162V161H26ZM187 162V161H186ZM218 162V161H217ZM25 163V162H24ZM193 163V162H192ZM204 163V162H203ZM208 163V162H207ZM223 163V162H222ZM8 164V163H7ZM6 164V165H7ZM27 164V163H26ZM41 164V163H40ZM39 164V165H40ZM56 164H55V166H56ZM102 164H103V162H102ZM175 164V163H174ZM180 164V163H179ZM202 164V163H201ZM200 164V165H201ZM226 164V163H225ZM49 165V166H50ZM98 165V164H97ZM142 165V164H141ZM140 165V166H141ZM204 165H206V167L208 166L207 164H204ZM0 166H2L1 164H0ZM52 166H54V165H52ZM56 166V167H57ZM94 166L96 167V169H98L97 171H99V173H100V175L101 176H103L102 178L103 179H105V181L106 182H108L109 183V181H107V180H112L111 178H110V171L106 168H102V167H99V166H96L95 164H94ZM189 166V165H188ZM198 166V165H197ZM210 166V165H209ZM3 167V166H2ZM1 167V168H2ZM35 167V166H34ZM105 167V166H104ZM193 167V166H192ZM200 167V166H199ZM222 167H223V165H222ZM224 167H225V165H224ZM227 167V166H226ZM10 168V167H9ZM21 168V167H20ZM83 168V167H82ZM194 168V167H193ZM201 168H202V165H201ZM12 169H14V168H12ZM11 169V170H12ZM54 169H56V168H54ZM58 169V168H57ZM95 169V168H94ZM169 169V168H168ZM171 169V168H170ZM8 170V169H7ZM21 170V169H20ZM33 170V169H32ZM53 170V169H52ZM76 170V171H75ZM183 170V169H182ZM195 170V169H194ZM197 170V169H196ZM215 170V169H214ZM221 170H224V168L223 169H219V171L221 172ZM39 171V170H38ZM72 171H75L74 173L72 172ZM83 171V170H82ZM207 171H208V169H207ZM207 171H204V170H200L199 172H198V175L200 176V177H202V179H203V176H205L204 175V173L205 172H207ZM211 171H212V169H211ZM215 171H217V170H215ZM215 171H213V172H215ZM11 172V171H10ZM14 172V171H13ZM13 172H12V174H8V172L5 170V169H0V264H45V261H41L40 259H38V257L36 256V254H35V252H34V250H33V248L30 246V243H31V237H32V234L34 233L35 234V231L36 230H38V228L36 229V227H37V225L35 226V223H36V217L37 216H35L37 213H38V211H37V209L38 208H35L36 207V205L37 204H35V201H36V198H35V194L33 193V192H35V191H33L32 192V190L28 187V186H26V185H24V183H19V182H16L14 179H13ZM23 172V171H22ZM51 172V171H50ZM81 172V171H80ZM91 172V171H90ZM173 172V171H172ZM196 172V171H195ZM39 173H41V172H39ZM56 173V172H55ZM82 173V172H81ZM89 173V172H88ZM191 173V172H190ZM211 173V172H210ZM25 174V173H24ZM23 174V175H24ZM44 174H45V172H44ZM90 174V173H89ZM178 174V173H177ZM19 175H21V174H19ZM27 175V174H26ZM25 175V176H26ZM34 175V174H33ZM35 175H38V173L37 174H35ZM66 175V174H65ZM176 175V174H175ZM189 175V174H188ZM198 175L196 176V177H198ZM14 176H15V174H14ZM22 176V175H21ZM63 176H64V174H63ZM190 176V175H189ZM220 176V175H219ZM15 177H17V176H15ZM23 177V176H22ZM87 177H89V176H87ZM100 177V176H99ZM176 177V176H175ZM19 178H21V177H19ZM18 178V179H19ZM25 179H26V177H24ZM24 178H21V179H24ZM37 178V177H36ZM163 178V177H162ZM199 178V177H198ZM206 178V177H205ZM218 178V177H217ZM33 179V178H32ZM35 179V178H34ZM57 179V178H56ZM67 179V178H66ZM89 179V178H88ZM201 179V178H200ZM201 179V180H202ZM20 180V179H19ZM18 180V181H19ZM27 180H28V178H27ZM26 180V181H27ZM44 180V179H43ZM45 180H46V178H45ZM65 180V179H64ZM117 180V179H116ZM20 181H22V180H20ZM39 181V180H38ZM59 181V180H58ZM91 181V180H90ZM89 180H87V182H90ZM186 181V180H185ZM215 181V180H214ZM24 182H25V180H24ZM50 182V181H49ZM55 182V181H54ZM187 182V181H186ZM206 182H207V180H206ZM211 182V184H212V181H210ZM28 183H29V181H28ZM44 183V182H43ZM58 183V182H57ZM60 183V182H59ZM199 183H201V182H199ZM38 184V183H37ZM36 184V185H37ZM61 184V183H60ZM103 184H105L104 182H103ZM110 184V183H109ZM190 184V183H189ZM194 184V183H193ZM207 184V183H206ZM46 185V184H45ZM59 185V184H58ZM62 185V184H61ZM106 185V184H105ZM199 185V184H198ZM202 185V184H201ZM201 185L199 186L200 188H202L201 187ZM60 186V185H59ZM65 186V187H66ZM100 186V185H99ZM109 186V185H108ZM190 186V185H189ZM207 186H210V183L207 185ZM64 187V186H63ZM111 187V186H110ZM191 187V186H190ZM196 187V186H195ZM198 187V186H197ZM205 187V186H204ZM203 187V188H204ZM52 188V187H51ZM50 188V189H51ZM94 187H92L91 189H93ZM96 188V187H95ZM123 188V187H122ZM177 188V187H176ZM192 188V187H191ZM210 188V187H209ZM35 189V188H34ZM91 189H89V191L91 190ZM99 189V188H98ZM117 189V188H116ZM120 189V188H119ZM193 189V188H192ZM198 189V188H197ZM206 189H207V187H206ZM42 190H46V188L45 189H42ZM55 190V189H54ZM88 190V189H87ZM111 190V189H110ZM199 190V189H198ZM197 190V191H198ZM204 190H205V188H204ZM212 190H210V191H212ZM6 191H9L10 193H12L13 195H14V199L16 198L17 199V201H19V203L20 204H18V203H16L15 204V202L16 201H14L13 202V204L11 203V201H13L14 199H10L8 196L10 195V193L8 194V196H5L6 194H5V192ZM49 191V190H48ZM53 191V190H52ZM66 191V190H65ZM97 191V190H96ZM114 191V190H113ZM182 191V190H181ZM200 191V190H199ZM43 192H45V191H43ZM56 192V191H55ZM108 192V191H107ZM205 192V191H204ZM36 193H37V191H36ZM87 193V192H86ZM93 193H94V191H93ZM185 192H183V194H184ZM192 193V192H191ZM194 193H196V192H194ZM194 193H193V195H194ZM45 194V193H44ZM115 194V193H114ZM197 194H199L198 192H197ZM208 194V193H207ZM211 194V193H210ZM37 195V194H36ZM49 195V194H48ZM86 195V194H85ZM88 195H90V194H88ZM12 196V195H11ZM38 196V195H37ZM41 196V195H40ZM91 196V195H90ZM187 196V195H186ZM209 196V195H208ZM46 197H48V196H46ZM67 197V196H66ZM75 197V196H74ZM87 197V196H86ZM118 197V196H117ZM194 197H197V196H193V198ZM199 197V196H198ZM39 198H41V197H39ZM73 198V197H72ZM192 198V199H193ZM52 199V198H51ZM57 199V198H56ZM64 199V198H63ZM77 199V198H76ZM79 199V198H78ZM195 199H197V198H195ZM194 199V200H195ZM11 200V201H10ZM41 200H43V199H41ZM55 200V199H54ZM60 200H62V199H60ZM93 200V199H92ZM96 200V199H95ZM126 200V199H125ZM189 200V199H188ZM197 200H199V198L197 199ZM39 201V200H38ZM46 201V200H45ZM51 201V200H50ZM67 201V200H66ZM76 201V200H75ZM79 200H77V202H78ZM91 201V200H90ZM196 201V200H195ZM211 201H212V199H211ZM65 202V201H64ZM39 203H41V201L39 202ZM199 203V202H198ZM15 204V205H14ZM20 205V207L19 206H16V205ZM34 204H35V207H33L34 206ZM42 204V203H41ZM49 204V203H48ZM78 204V203H77ZM78 204V205H79ZM196 204V203H195ZM43 205V204H42ZM59 205L60 204H58V206L57 207H59ZM91 205V204H90ZM95 205V204H94ZM106 205H108V204H106ZM211 205V206H210ZM55 206V205H54ZM66 206V205H65ZM40 207V206H39ZM44 207V206H43ZM75 207V206H74ZM90 207V206H89ZM89 207H87V208H89ZM77 208V207H76ZM78 208H79V206H78ZM81 208V207H80ZM81 208V209H82ZM91 208V207H90ZM112 208V207H111ZM187 208V207H186ZM42 209V208H41ZM51 209V208H50ZM62 209V208H61ZM60 209V210H61ZM85 209V208H84ZM114 209V208H113ZM190 209H191V207H190ZM192 209V210H193ZM40 210V209H39ZM78 210V209H77ZM56 211V210H55ZM63 211V210H62ZM65 211V210H64ZM87 211V210H86ZM46 211H44V213H45ZM88 212V211H87ZM87 212H84V213H87ZM115 212V211H114ZM192 212V211H191ZM39 213H41V212H39ZM38 213V214H39ZM57 213V212H56ZM78 213H80V211L79 212H77V214ZM81 213H83V212H81ZM37 214V215H38ZM88 214V213H87ZM75 215V214H74ZM79 215V214H78ZM77 215V216H78ZM84 215V214H83ZM93 215V214H92ZM41 216H42V214H41ZM44 216H45V214H44ZM47 216V215H46ZM51 216V215H50ZM60 216V215H59ZM89 215H87V217H88ZM79 217H80V215H79ZM182 217V216H181ZM192 217V216H191ZM40 218V217H39ZM44 218H46V217H44ZM43 218V219H44ZM37 219H38V217H37ZM41 220H42V218H40ZM79 219V218H78ZM181 219V218H180ZM40 220V221H41ZM45 221H46V219H44ZM164 220V219H163ZM192 221V222H193ZM43 222V221H42ZM47 222V221H46ZM186 222H187V220H186ZM194 222V223H195ZM40 223V222H39ZM52 223V222H51ZM191 223V222H190ZM45 224V223H44ZM50 224V223H49ZM195 224V226H197ZM46 225V224H45ZM48 225V224H47ZM53 225V224H52ZM73 225V224H72ZM82 225V224H81ZM171 225V224H170ZM51 226V225H50ZM80 226V225H79ZM38 227H40L39 225H38ZM43 226H41V229H45V228H42ZM48 227V226H47ZM73 227V226H72ZM178 227V226H177ZM185 227V226H184ZM186 228V227H185ZM199 228V227H198ZM36 229V230H35ZM40 229V230H41ZM48 229V228H47ZM88 229V228H87ZM175 229V228H174ZM42 231V230H41ZM54 231V230H53ZM163 231V230H162ZM194 231V230H193ZM192 231V232H193ZM198 231V230H197ZM37 232V231H36ZM87 232H89V231H87ZM42 233V232H41ZM57 233V232H56ZM90 233V232H89ZM193 233H195V232H193ZM202 233V232H201ZM48 234V233H47ZM197 234V233H196ZM42 235V234H41ZM40 235V236H41ZM46 235V234H45ZM191 235V234H190ZM44 236V235H43ZM49 236V235H48ZM88 236V235H87ZM94 237V236H93ZM50 238V237H49ZM179 238V237H178ZM40 239V238H39ZM38 239V240H39ZM33 240H35V238H33ZM50 240V239H49ZM180 240V239H179ZM13 241H14V243H15V246H14V248L15 249H12V250H9V249H11L12 248V245H14V244H12L13 243ZM55 241V240H54ZM57 241V240H56ZM12 242V243H11ZM177 242H178V240H177ZM84 243V242H83ZM12 244V245H11ZM36 244V242L34 243V245ZM39 244H41V243H39ZM38 245V244H37ZM58 245V244H57ZM83 245V244H82ZM174 245V247H175V244H173ZM8 246V247H7ZM36 246V245H35ZM34 246V247H35ZM9 247H11V248H9ZM60 247V246H59ZM89 247V246H88ZM43 248V247H42ZM35 249H38V248H35ZM66 249V248H65ZM45 251V250H44ZM43 251V252H44ZM86 251H87V249H86ZM39 252V249L37 250V253ZM46 252V251H45ZM44 252V253H45ZM72 252V251H71ZM90 251H88L87 253H88V255L87 256H89L90 255V253H89ZM40 253V252H39ZM44 253H43V255H44ZM48 253V252H47ZM46 253V254H47ZM51 252H49V254H50ZM59 253V252H58ZM45 254V255H46ZM60 254V253H59ZM72 254V253H71ZM165 254V253H164ZM53 254H51V257L53 258L54 257V255L52 256ZM161 255V254H160ZM47 256V255H46ZM61 256V255H60ZM39 257H41L40 255H39ZM64 257V256H63ZM67 257V256H66ZM94 257H95V255H94ZM153 257V256H152ZM42 258H43V256H42ZM46 258V257H45ZM52 258L50 259V255H49V258L48 259H45L47 262H49L48 260H51V263L50 264H53L52 262H55L54 260L52 261ZM55 258V257H54ZM53 258V259H54ZM84 258L86 259L87 257H85L84 256ZM84 258H83V260L82 261H84ZM44 259V258H43ZM89 260H87V262L89 261L90 262V257L88 258ZM105 259V258H104ZM56 260V259H55ZM64 260V259H63ZM77 261V260H76ZM82 261H81V264H84V263H82ZM58 262V261H57ZM70 262V261H69ZM73 262V261H72ZM79 262H80V258H79ZM99 262V261H98ZM134 262V261H133ZM133 262H132V264H133ZM137 262V261H136ZM48 263V264H49ZM56 263V262H55ZM54 263V264H55ZM93 263V262H92ZM91 263V264H92ZM113 263V262H112ZM122 263H124V262H122ZM126 263H129V262H126ZM126 263H124V264H126ZM71 264H73V263H71ZM74 264H75V262H74ZM86 264H88V263H86ZM134 264H137V263H135L134 262Z\"/></svg>", "mask_w": 264, "mask_h": 264}]
</instances>
